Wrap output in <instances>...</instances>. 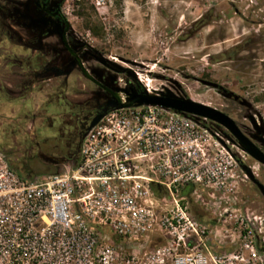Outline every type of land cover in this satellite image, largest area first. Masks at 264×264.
I'll return each mask as SVG.
<instances>
[{
    "label": "rangeland",
    "instance_id": "374dc122",
    "mask_svg": "<svg viewBox=\"0 0 264 264\" xmlns=\"http://www.w3.org/2000/svg\"><path fill=\"white\" fill-rule=\"evenodd\" d=\"M62 13L90 49L132 69L118 76L122 86L151 93L170 86L177 96L226 112L239 125L248 124L247 110L196 80L204 79L243 97L264 124V0H63ZM7 70L0 64V80ZM14 85L11 95L0 94V152L7 161L10 123L18 119L22 132L24 115L36 113L46 94L43 83L26 96ZM189 118L194 131L207 129L199 140L205 155L196 150L194 158L204 162L213 177L183 195L181 189L173 196L159 190L155 196L161 200L160 211L174 207V201L185 203L190 218L204 229L202 239L210 254L226 259L241 254L246 244L264 264V198L235 158L246 155L223 137L217 124ZM247 163L264 185L259 165ZM167 240L159 233L150 242L115 244L125 255H141L168 245Z\"/></svg>",
    "mask_w": 264,
    "mask_h": 264
},
{
    "label": "built area",
    "instance_id": "2783aa9c",
    "mask_svg": "<svg viewBox=\"0 0 264 264\" xmlns=\"http://www.w3.org/2000/svg\"><path fill=\"white\" fill-rule=\"evenodd\" d=\"M202 134L189 117L140 106L108 111L79 159L56 173L24 178L0 153V264H259L246 244L226 259L210 254L185 203L160 211L159 190L173 196L213 177L194 158L196 150L205 155ZM159 233L168 245L141 255L115 244Z\"/></svg>",
    "mask_w": 264,
    "mask_h": 264
},
{
    "label": "flooded vegetation",
    "instance_id": "af4514ba",
    "mask_svg": "<svg viewBox=\"0 0 264 264\" xmlns=\"http://www.w3.org/2000/svg\"><path fill=\"white\" fill-rule=\"evenodd\" d=\"M62 4L63 0H0V53L3 54L0 64L8 69L0 80L3 85L0 94L3 91L11 95L13 83L25 96L36 92L38 83L44 84L46 93L42 107L29 118L24 115V133L18 119L10 123L6 132L10 145L4 151L11 159L7 162L24 178L38 176V170L43 172L40 175L53 174L62 165L76 162L91 121L110 110L109 102L114 94H123L122 89L129 88L127 84H120L118 76L132 69L116 58L103 57L79 40L62 13ZM217 85L214 90L219 96L247 110L248 124L239 125L228 113L216 109L229 116L240 133L264 155V124L260 115L252 113L247 101L241 104L243 97ZM130 88L140 92L137 87ZM153 91L173 93L170 86ZM230 92L239 98L235 99ZM218 127L223 137L234 140L232 144L246 155L243 159L238 154L235 157L239 169L244 172L249 169L263 185L260 174L253 172L247 161L257 163L263 172L264 165L244 152L225 128ZM0 153L6 158L4 152ZM249 180L261 194L254 181Z\"/></svg>",
    "mask_w": 264,
    "mask_h": 264
},
{
    "label": "water",
    "instance_id": "95a60500",
    "mask_svg": "<svg viewBox=\"0 0 264 264\" xmlns=\"http://www.w3.org/2000/svg\"><path fill=\"white\" fill-rule=\"evenodd\" d=\"M68 28V24H66ZM80 68L83 70L79 63ZM198 82L204 86L215 89L218 87L216 83L198 79ZM124 94V101L121 100L119 93L114 94L112 96L111 101L109 102L110 110H119L123 108L130 107H140V106H151V107H160L165 110H171L177 114H180L185 117H195V119H206L209 120L223 128H225L233 137L237 139L238 146L247 154H249L253 159H255L258 163L264 165V155L261 154L257 148L247 139L245 138L239 131L235 122L223 112L217 110L216 108L210 107L208 105L194 102L185 96H177L172 92L166 91L161 94H157L155 92H149L148 90H144L142 92H136L132 88L122 89ZM229 95H233L235 99L239 97L234 95L233 93H229ZM241 104H247L245 100H241ZM108 112V111H107ZM106 112V113H107ZM100 113L94 117L91 121L87 131H89L92 127H94L99 120L106 114ZM252 121L253 118L251 117ZM255 123V121H253ZM228 140L232 143H235L234 140L228 138ZM221 144L224 145L223 141L220 140ZM245 174L247 177L254 181V183L259 188L262 196L264 197V186L256 181L251 174L249 169L245 170Z\"/></svg>",
    "mask_w": 264,
    "mask_h": 264
},
{
    "label": "trees",
    "instance_id": "16d2710c",
    "mask_svg": "<svg viewBox=\"0 0 264 264\" xmlns=\"http://www.w3.org/2000/svg\"><path fill=\"white\" fill-rule=\"evenodd\" d=\"M138 91L142 92V91H144V88L140 87ZM8 165H9L10 169L13 170V169L11 168L10 164H8ZM193 187H194V186L191 185V186H187V187L182 188V189H181V193H182V195L185 194L186 192L190 191ZM155 193H156V192H155ZM156 194H157V193H156Z\"/></svg>",
    "mask_w": 264,
    "mask_h": 264
},
{
    "label": "bare ground",
    "instance_id": "6f19581e",
    "mask_svg": "<svg viewBox=\"0 0 264 264\" xmlns=\"http://www.w3.org/2000/svg\"><path fill=\"white\" fill-rule=\"evenodd\" d=\"M119 96H120L121 100L124 101V98H125L124 95L120 94Z\"/></svg>",
    "mask_w": 264,
    "mask_h": 264
}]
</instances>
